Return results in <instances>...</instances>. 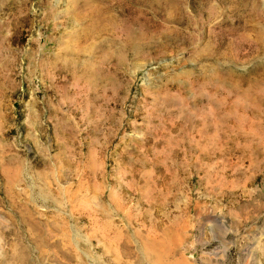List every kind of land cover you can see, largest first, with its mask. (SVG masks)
<instances>
[{"label": "rangeland", "instance_id": "374dc122", "mask_svg": "<svg viewBox=\"0 0 264 264\" xmlns=\"http://www.w3.org/2000/svg\"><path fill=\"white\" fill-rule=\"evenodd\" d=\"M264 264V0H0V264Z\"/></svg>", "mask_w": 264, "mask_h": 264}, {"label": "bare ground", "instance_id": "6f19581e", "mask_svg": "<svg viewBox=\"0 0 264 264\" xmlns=\"http://www.w3.org/2000/svg\"><path fill=\"white\" fill-rule=\"evenodd\" d=\"M174 264H177V262H175Z\"/></svg>", "mask_w": 264, "mask_h": 264}]
</instances>
